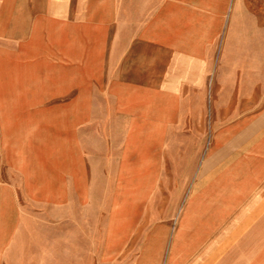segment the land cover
<instances>
[{
	"label": "crops",
	"instance_id": "crops-1",
	"mask_svg": "<svg viewBox=\"0 0 264 264\" xmlns=\"http://www.w3.org/2000/svg\"><path fill=\"white\" fill-rule=\"evenodd\" d=\"M0 264H264V0H0Z\"/></svg>",
	"mask_w": 264,
	"mask_h": 264
},
{
	"label": "rangeland",
	"instance_id": "rangeland-1",
	"mask_svg": "<svg viewBox=\"0 0 264 264\" xmlns=\"http://www.w3.org/2000/svg\"><path fill=\"white\" fill-rule=\"evenodd\" d=\"M213 105H209V117H208V121H206V124L203 123L202 126L199 125H195V123H192L191 121L188 122V127H192V129H194L195 127H198L199 131L200 129H205V126L208 125L211 126V122H212V111H213ZM214 113V112H213ZM192 123V124H191ZM197 130V129H196Z\"/></svg>",
	"mask_w": 264,
	"mask_h": 264
}]
</instances>
